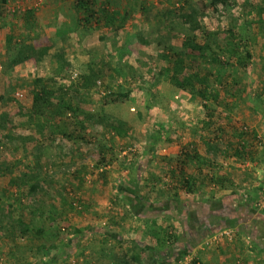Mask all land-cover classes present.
<instances>
[{
	"label": "crops",
	"instance_id": "0c3cea01",
	"mask_svg": "<svg viewBox=\"0 0 264 264\" xmlns=\"http://www.w3.org/2000/svg\"><path fill=\"white\" fill-rule=\"evenodd\" d=\"M13 2L9 0L0 28H12ZM9 34L0 38V69L4 70L0 81L13 69L22 70L8 65L18 54L10 51ZM43 56L38 55V60ZM7 86L1 81L0 93ZM74 86L71 90L78 89ZM200 104L196 99L197 118L179 124L187 126L186 136L153 119L155 129L146 133L148 144L141 150L118 149L114 142L118 136L109 137L101 123L86 127L85 131L95 127L101 134L105 131L104 137L112 141L116 160L107 164H97L103 156L99 151L103 136H90L91 140L84 130L83 137L60 133L49 141L44 136L36 156L41 165L39 193L50 196L47 206L66 210L72 228L68 244L58 250L61 257L49 264H264V207L259 199L264 188V120L251 109V119L248 115L242 119L241 111H234L246 122L245 131L253 133L248 148L255 146L249 158L228 156L225 152L232 151L227 141L237 143L240 138L206 132ZM157 127L164 131L159 138ZM177 138L192 143L200 161L190 159L179 168L183 172L173 174L181 148L174 141ZM87 141L93 142L95 153L82 147ZM184 178L193 181V192H186ZM121 214L124 217L116 219ZM222 229H230L231 237L214 238Z\"/></svg>",
	"mask_w": 264,
	"mask_h": 264
},
{
	"label": "trees",
	"instance_id": "16d2710c",
	"mask_svg": "<svg viewBox=\"0 0 264 264\" xmlns=\"http://www.w3.org/2000/svg\"><path fill=\"white\" fill-rule=\"evenodd\" d=\"M113 1L116 6H113ZM238 0H209L208 3H201V10H215L228 7L233 8ZM9 0H0V20L5 19L8 13ZM75 10V29H82L84 32L92 30L109 29L115 27L116 30L123 28L127 19L133 17V8L130 0H72ZM184 5V4H183ZM178 7L167 8L162 12L164 22L160 30L171 31L175 22V15ZM142 10L146 7L141 5ZM258 16H262L264 5H258ZM36 9L26 11V32L19 38V50L17 55L9 61V67L13 68L28 61L36 62L38 55L47 54V49L34 47V40L39 37V18L36 16ZM16 14L19 13L17 10ZM14 14V16H16ZM183 23H187L189 32L182 36L181 40L184 48L175 49L168 57L166 65L158 66V73L163 75L164 81L190 93L195 99L201 102L203 112L204 129L210 135L219 133L220 135H233L240 138L239 142L228 140V147L231 153L225 152L228 156L246 159L252 156L254 146L248 148L252 143V132L245 131L244 122L240 119L238 113L240 109L249 108L254 114H259L264 120V80L258 79V86L255 92L249 89L247 83V74L256 60V53L253 46V31L256 28L257 41H260V50L264 53V30L261 21L256 18L254 21H247L241 18L240 14L234 15L232 22H229L227 29L221 27L210 28L198 19L194 13L182 12ZM166 31H165V30ZM125 43L131 44L136 39L132 32H125ZM100 39H104L100 34ZM12 34L8 35V40H13ZM145 43V40H141ZM119 47V46H118ZM161 58H165L161 54ZM264 57V56H262ZM137 57H135V60ZM129 60H134L130 57ZM64 75L58 73L47 77H36L29 87L31 93L30 102L27 105H21L14 99V88H7L0 93V149L5 146L10 127L8 122L11 119L12 111L25 117L27 127L34 133L35 141L29 153L35 156L34 167L31 169L21 168V161L14 162L11 159L0 161V179L3 186L8 189L10 199L7 201V210L5 211L0 204V217L10 216L16 213V224L20 228L21 238H27V243L20 245L18 238H14L10 231L0 232V264H20V260L30 259L34 256L36 264H49L60 258L58 250L68 244V238L72 232L70 227V218L66 210L60 212L49 207L45 209L39 199V185H37L38 171L41 167L38 155L39 149L47 136L46 140L51 141L60 133L70 136L83 137V130L88 126H96L104 121L103 107L108 104H117L130 100L135 91L134 87H126L114 90H94L92 89V80L98 77L100 82L105 80L104 72L109 69L104 59H99L91 63L90 71L76 73L74 81L78 89H68L72 85V64L63 60ZM116 72L121 77H126L127 72L123 67L116 65ZM58 76V77H57ZM149 85L155 80L154 73L144 78ZM260 83V84H259ZM67 87V88H65ZM139 88V87H138ZM145 108H149L147 99L143 101ZM98 106V109L96 108ZM234 111L238 113L234 114ZM72 114L78 118V123L73 124L74 129L71 132H64L66 126L65 117ZM124 122L117 121L108 123L110 130L116 134H123ZM162 130H157L156 135H164ZM101 133V132H100ZM104 142L100 145L99 151L103 153L97 164L111 163L116 160L113 143L110 138L101 134ZM6 138V139H5ZM256 139L253 136V141ZM7 141V140H6ZM175 143L180 144L178 155L179 163L176 166V173L179 168L192 160L200 161V154L192 143H182L180 138L174 139ZM115 142V141H114ZM253 144V143H252ZM15 146L13 147V149ZM11 149V147H10ZM25 158V157H24ZM183 172V171H179ZM72 175V174H71ZM183 175H185L183 173ZM186 192H193V181L184 178ZM43 198V197H42ZM50 196L47 197L49 201ZM79 201V199H77ZM83 204V200L80 201ZM124 217L123 214L117 215V218ZM5 229V227H4ZM4 254L7 256L4 259ZM133 257L127 258L131 261ZM127 264V263H126Z\"/></svg>",
	"mask_w": 264,
	"mask_h": 264
},
{
	"label": "rangeland",
	"instance_id": "374dc122",
	"mask_svg": "<svg viewBox=\"0 0 264 264\" xmlns=\"http://www.w3.org/2000/svg\"><path fill=\"white\" fill-rule=\"evenodd\" d=\"M130 2L134 14L131 19L125 21L121 31L116 30L113 26L109 29L92 30L87 33L82 29L74 28L76 13L72 0H14L11 4L14 10L11 13H15L17 10L19 13H15L16 16L12 19V28L9 29L3 26L0 28V38L3 40L6 33L10 32L14 38L11 40L10 51L13 50L11 53L15 54L23 49V47L19 46V38L24 36L26 32V11L39 8L40 10L35 13L40 18L38 21L39 26H37L39 37L34 40V47L48 50V53L41 60L36 62L30 60L20 64L19 66L22 70L13 69L5 80L1 79V81L6 82L7 88H14L15 101L21 103V105H27L31 99L29 90L31 82L36 77H47L62 73L65 67L63 60L70 62L72 64L70 72L74 71L72 73V85L68 87V89H71L76 88L74 86L76 73L78 74L84 70L87 73L90 71L91 63L104 59L109 68L103 74L105 80L100 82V79L95 76L92 80V91L106 90L107 88L114 90L119 87L126 88L129 86L138 90L135 91L134 96L130 100L117 104H108L102 109L104 121L99 122V124L101 123L102 128L109 137L118 136L115 140L116 144L118 143V149L119 146L130 147L132 145H136L138 150L144 149L148 144L146 133L155 129L153 124H151L153 119L161 120L171 125L172 132L173 129L174 131L177 130V133L182 130V135L186 136L187 131L185 130L187 126H180L179 124L183 123L185 119H195L199 116L200 110L197 109L196 99L195 97H193L194 99L190 98L191 95L188 92L164 81L163 75L158 73V66H165L168 63L165 60L175 51L168 46L171 45L176 50L179 48L189 50L183 45L181 40L182 36L189 32V28L186 26L188 24L183 23L182 12L194 13L198 15V19L202 18L203 22L210 28L221 27L223 30L227 29L226 25L232 22L236 14H240L241 18L247 21H254L259 18L261 21L260 27L264 30V11L262 16H258L257 10L258 5H264V0H238L233 8L224 7L220 8L219 11L211 9L201 10V3H208L209 0H130ZM115 3L113 1V6H116ZM55 4L57 5L55 6ZM141 5L146 7L145 11L141 9ZM173 5L176 8L178 7L177 5H183V9L179 8L176 12L173 29L171 31L164 29L166 31L164 32L160 30L164 22L162 12ZM126 31L132 32L136 36V39L131 44L125 43ZM251 32L253 33V46L257 57L247 74V83L252 96L253 91L255 92L257 89L260 91L256 87L258 86V79L263 78L262 80H264V57H262L264 53L260 50V41L256 40L258 37L256 28L253 31L251 30ZM100 34H103L104 39H100ZM142 39L145 40V43L140 42ZM162 53L165 58H161ZM0 56H2V52H0ZM130 57H134V60H129ZM135 57H137L136 60ZM116 65L123 67L127 72L125 78L116 72L114 69ZM2 71L4 72V70ZM1 72L0 76L3 73ZM153 73L155 80L152 85H149L144 78ZM61 75H64V73ZM16 92H22V96H17ZM145 99L149 103V108H145V103L143 102ZM96 108L98 109V106ZM248 109H240L242 119L246 115L250 119L254 117L250 115ZM12 112L11 119L8 122V126H11L9 128L10 131L7 139L5 138L7 141L5 140V146L0 149V161L4 162L6 159H11L14 162L21 161V168L31 169L34 167L33 162L36 158L34 155L30 157V152L28 153L27 151L33 147L31 145L34 142V133L27 127V121L24 116L16 113V109ZM74 119L76 120V117L72 114H68L65 117L67 125L63 127L64 132H69L68 130L72 128ZM118 120L124 122L121 125L123 126V134H116L107 127L108 123L117 122ZM244 124L246 125V122ZM87 130H84L83 133L88 135V139L92 140V136L100 139L101 133L98 132L96 127ZM45 137L47 138L46 135ZM60 141L69 146L67 144L68 141L59 138ZM14 146L15 148L13 149ZM82 147L91 151L93 142L87 141ZM72 149L76 150V148ZM93 159L91 157L90 161ZM40 195V204L43 205L44 201V208L49 209V206L46 205V202H48L47 196ZM9 199L8 189L3 186V181L0 179V204L5 207V211L7 210V201ZM15 221V212L12 213V217H0V232L10 231L9 233L14 238H18L20 245L23 246L24 243H27V238L20 237V228ZM6 258L7 256L4 254V259L6 260ZM33 260L34 256H31L30 259L23 260V262L20 260L19 263L36 264Z\"/></svg>",
	"mask_w": 264,
	"mask_h": 264
},
{
	"label": "built area",
	"instance_id": "2783aa9c",
	"mask_svg": "<svg viewBox=\"0 0 264 264\" xmlns=\"http://www.w3.org/2000/svg\"><path fill=\"white\" fill-rule=\"evenodd\" d=\"M17 96L21 97L22 96V92H16ZM244 129L246 127H243ZM136 145H132L131 150H135L136 149ZM259 199H260V205L262 207H264V188L261 190L260 195H259ZM222 236H227V237H231V230L230 229H222V230H218L216 233H214V238L218 239Z\"/></svg>",
	"mask_w": 264,
	"mask_h": 264
}]
</instances>
